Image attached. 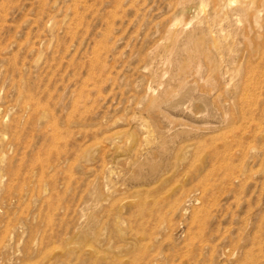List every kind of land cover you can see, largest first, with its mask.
Listing matches in <instances>:
<instances>
[{"label": "rangeland", "instance_id": "rangeland-1", "mask_svg": "<svg viewBox=\"0 0 264 264\" xmlns=\"http://www.w3.org/2000/svg\"><path fill=\"white\" fill-rule=\"evenodd\" d=\"M0 264H264V0H0Z\"/></svg>", "mask_w": 264, "mask_h": 264}]
</instances>
